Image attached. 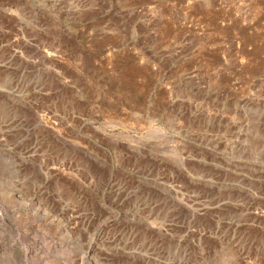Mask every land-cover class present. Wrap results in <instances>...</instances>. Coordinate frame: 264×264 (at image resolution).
<instances>
[{"label": "rangeland", "instance_id": "rangeland-1", "mask_svg": "<svg viewBox=\"0 0 264 264\" xmlns=\"http://www.w3.org/2000/svg\"><path fill=\"white\" fill-rule=\"evenodd\" d=\"M0 264H264V0H0Z\"/></svg>", "mask_w": 264, "mask_h": 264}]
</instances>
